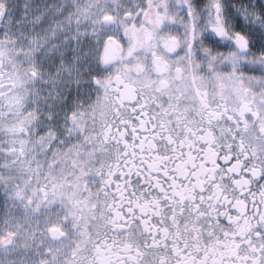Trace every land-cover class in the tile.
I'll list each match as a JSON object with an SVG mask.
<instances>
[{"label":"flooded vegetation","instance_id":"1","mask_svg":"<svg viewBox=\"0 0 264 264\" xmlns=\"http://www.w3.org/2000/svg\"><path fill=\"white\" fill-rule=\"evenodd\" d=\"M25 2L27 14L20 0L9 32L10 1L0 0V121L12 115L0 131L12 132L16 146L9 151L31 165L39 164L37 147L29 145L35 136L49 156L60 149L51 146L55 131L47 133L52 125L44 111L60 121L68 109L74 112L76 99L82 120V75L75 95L72 84L68 94L63 86L81 70L84 0ZM117 4L131 13L98 49L90 75L91 168L87 188L69 198L76 209L68 218L86 236L75 264H264V96L257 59L250 69L242 62L221 68L215 54L205 53L212 31L229 37L223 7L217 21L219 4L211 12L188 4L180 10L173 0ZM231 42L240 58L249 57L250 40L248 54ZM30 61L47 65L40 117L30 109L37 76L28 71ZM60 232L58 241L65 237Z\"/></svg>","mask_w":264,"mask_h":264},{"label":"rangeland","instance_id":"2","mask_svg":"<svg viewBox=\"0 0 264 264\" xmlns=\"http://www.w3.org/2000/svg\"><path fill=\"white\" fill-rule=\"evenodd\" d=\"M9 1L10 8L7 21L10 23L6 29L11 32V13L17 15L20 0L15 5L14 0ZM22 1L24 3L20 6V12L21 14H27V2L25 0ZM145 1L122 0V3L126 7L132 6L137 8L143 5ZM227 1L228 7L230 8L226 6V0H173L174 4L180 10L186 4L190 6L194 5L195 7H205L209 3L222 5L223 10L226 11V14L224 13V17H222V23L225 25L226 21L227 27L225 28L228 35L230 36L229 29H234L236 32H243L244 36L252 43V52L249 57L240 58V53L236 50L233 42L223 46H217L211 43L209 48L204 51L208 56L209 54H215L212 59L221 68L225 65L236 66V64L242 62L244 69H250L253 58L257 59V69L261 75L258 85H260V88L262 87L261 91L264 96V56L260 55L264 53V23L260 20V17L264 16V0H244L241 9L233 6L236 3L232 2L236 0ZM118 2L119 0H84V35L82 59L80 61L81 70L77 74L71 73L69 76L67 75L71 81L68 84L65 82V85H67L66 88L63 86V91L68 94L70 92L68 85L72 84L73 95H75L76 90L74 87L77 84V80L75 79L80 74L82 75V102L80 106L81 110H79L81 121H77L76 119V99H74V112L68 109L60 121H58L57 114L52 113L50 115L44 111L45 93L42 91L49 87V83L45 78L47 65L43 64V67L40 69L39 67H35L36 62L34 63L35 65L31 61L29 62L30 67L28 71L32 70L37 73L36 79L32 81L33 87L30 97L32 116L40 117L42 110L44 111L45 121L52 125L51 130L47 133H53L55 131V141L51 146L60 149L55 153L51 152L52 155L49 156L47 154L48 152L39 148L43 140H36L37 137L35 136L29 145L34 144L37 147L40 156H34V158L39 161V164H25L19 162L15 155L9 151V148L11 149L16 146L12 144V132L9 133V136H5L6 134L1 135L2 133L0 131V264H41L42 261L39 259L42 260L44 258H48L45 264H75L78 249L86 241L85 234L81 232L79 233L80 235L77 234L76 224L73 222L74 218L69 217V221V214L76 209L70 203L69 198L73 193L76 195L84 190L87 183V172L91 168V164H88V161L92 153L87 134L89 120L92 116L93 100L89 92L92 91L90 75L98 63V49L100 50L106 38L115 32L113 31L117 29L115 26L118 23L123 24L125 15L131 13L129 10L121 7V5H118ZM203 15L208 19L204 12ZM208 20L212 24V20ZM236 37H231V40L234 41ZM24 47L27 48L28 46ZM33 48L36 54L43 56L40 53L41 45H35ZM208 69H212V67H208ZM234 69L237 68L234 67ZM72 74L74 78L71 77ZM61 102L60 104L63 106L65 101L62 100ZM54 106L56 107V105ZM50 119L53 120V123L57 122L55 128ZM3 124H12V115L5 117L4 121H0V125ZM60 138L61 144L55 145V142H60ZM72 145L74 146L72 147ZM23 150L26 153L29 152L26 147ZM57 166L59 167L57 168ZM59 168L63 172L62 181L57 178ZM78 172L83 174L82 183L79 182ZM59 193L62 199L57 196ZM31 196L36 200L40 199L42 203L39 211L31 210L29 212L33 213V216L38 219L37 223L39 226L37 225V228L40 236L45 240L46 248L53 249L54 246L60 245L61 241L70 240L71 246L66 250L69 252L62 253L60 256L51 254L44 255V253L36 254L27 244L22 242V235L18 232V229L23 224L22 216L24 215L16 213L14 209H18L19 207L29 209L26 206ZM55 223L60 228H55ZM55 229L62 230L65 234L62 240L55 241L51 238V232ZM72 247H74V250L71 251ZM31 254L34 257L28 259Z\"/></svg>","mask_w":264,"mask_h":264},{"label":"bare ground","instance_id":"3","mask_svg":"<svg viewBox=\"0 0 264 264\" xmlns=\"http://www.w3.org/2000/svg\"><path fill=\"white\" fill-rule=\"evenodd\" d=\"M24 210V212H23ZM16 213H21L24 216H22V225L19 227L18 232L22 235V242L24 244H27L34 253L41 254L44 253V255L51 254V255H59L63 253V251L68 250V248L71 246L70 240H64L61 241L60 245L54 246V248L47 249L45 246V240L40 236L39 230L37 228L38 225V219L33 216V213H30V209H22L19 207L18 209H14ZM58 220V219H57ZM46 222V221H45ZM39 226V225H38ZM55 228H60L59 225L56 223L54 224ZM54 239V238H53ZM59 240V239H55ZM33 253V254H34ZM34 256L31 254L28 259H32ZM42 261L41 264H45L48 260V258L39 259ZM35 261V260H34Z\"/></svg>","mask_w":264,"mask_h":264},{"label":"snow or ice","instance_id":"4","mask_svg":"<svg viewBox=\"0 0 264 264\" xmlns=\"http://www.w3.org/2000/svg\"><path fill=\"white\" fill-rule=\"evenodd\" d=\"M190 7L194 8L195 6L194 5H191ZM206 9L209 10L210 12L212 11L214 5L209 3L207 5H205ZM216 7V14L219 16L221 13H220V8H222V5H219V6H215ZM246 11V9H245ZM243 18V16H242ZM260 20L262 23H264V16H261L260 17ZM225 27H227V24H226V21H225ZM229 32H230V36L229 37H226L222 34L220 35H217L216 31H212L210 33V36H211V40H210V43L214 44V45H217V46H223L227 43H230L231 42V37H235V36H240V37H243L245 39H247V37L244 36V33L243 32H236L234 29H229ZM201 41H203V37L201 38ZM262 56H264V53L260 54ZM261 198L264 199V184L261 185Z\"/></svg>","mask_w":264,"mask_h":264},{"label":"water","instance_id":"5","mask_svg":"<svg viewBox=\"0 0 264 264\" xmlns=\"http://www.w3.org/2000/svg\"><path fill=\"white\" fill-rule=\"evenodd\" d=\"M216 17H217V21H219V18H218L217 14H216ZM235 44H236V47L238 48V50L241 53H243V54H248L249 53L248 43H247L246 39H244L242 37H238L235 40ZM52 237L55 238V239H60L62 237V234H61L60 231L55 230L52 233Z\"/></svg>","mask_w":264,"mask_h":264},{"label":"trees","instance_id":"6","mask_svg":"<svg viewBox=\"0 0 264 264\" xmlns=\"http://www.w3.org/2000/svg\"><path fill=\"white\" fill-rule=\"evenodd\" d=\"M244 0H236L235 2L233 1L232 3H236L235 5L233 6H236L237 8L241 9V5H243V2ZM230 8V7H228ZM231 8H234V7H231ZM235 9V8H234Z\"/></svg>","mask_w":264,"mask_h":264}]
</instances>
